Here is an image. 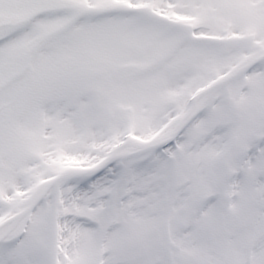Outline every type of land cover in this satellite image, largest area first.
<instances>
[{
    "label": "snow or ice",
    "instance_id": "6c2138e0",
    "mask_svg": "<svg viewBox=\"0 0 264 264\" xmlns=\"http://www.w3.org/2000/svg\"><path fill=\"white\" fill-rule=\"evenodd\" d=\"M0 264H264V0H0Z\"/></svg>",
    "mask_w": 264,
    "mask_h": 264
}]
</instances>
